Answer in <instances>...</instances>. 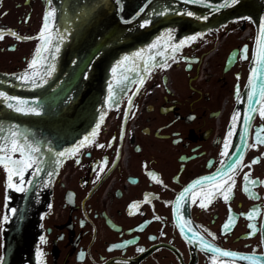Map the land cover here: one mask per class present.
<instances>
[{
  "label": "flooded vegetation",
  "instance_id": "af4514ba",
  "mask_svg": "<svg viewBox=\"0 0 264 264\" xmlns=\"http://www.w3.org/2000/svg\"><path fill=\"white\" fill-rule=\"evenodd\" d=\"M52 18V0H0V72L40 61ZM254 38L232 19L149 69L66 156L39 222L12 237L5 193L23 163L0 156V264H264V95L246 131L240 110Z\"/></svg>",
  "mask_w": 264,
  "mask_h": 264
},
{
  "label": "water",
  "instance_id": "95a60500",
  "mask_svg": "<svg viewBox=\"0 0 264 264\" xmlns=\"http://www.w3.org/2000/svg\"><path fill=\"white\" fill-rule=\"evenodd\" d=\"M53 36L43 60L0 74V154L19 152L22 182L9 193L8 228L30 230L67 153L92 139L146 70L229 19L256 28L244 130L264 94V0H52ZM16 148V151H12ZM63 153L64 155H61ZM22 189V190H18Z\"/></svg>",
  "mask_w": 264,
  "mask_h": 264
},
{
  "label": "snow or ice",
  "instance_id": "6c2138e0",
  "mask_svg": "<svg viewBox=\"0 0 264 264\" xmlns=\"http://www.w3.org/2000/svg\"><path fill=\"white\" fill-rule=\"evenodd\" d=\"M233 2H235V0H233ZM49 16L51 15V13H49L48 14ZM46 21H47V17H46ZM45 28H47V23L45 24ZM13 35H15L14 33H12ZM41 36H43V30H42V33H41ZM3 38V34H0V39H2ZM190 39H195V37H193V38H190ZM39 51V50H38ZM247 51V49L245 48L244 50H243V52H246ZM36 63V61H35V59L33 60V62H32V64L34 65ZM260 63L262 64V65H264V53H262V55H261V58H260ZM32 65H30V67H31ZM252 111H255V109H252ZM261 116H262V118H264V111H261ZM234 119H235V117H234ZM249 119V117H245V120H248ZM97 127H99V125L97 126ZM262 131H264V130H262ZM257 135L259 136V133H257ZM260 143H264V139H262V140H260L259 141ZM84 145L82 144L81 145V147H83ZM99 147H104V145H98ZM229 145H228V142H227V140H226V142H225V147H228ZM17 149L16 148H13L12 149V151H16ZM61 155H64L63 153H61ZM222 155H227V153H222ZM0 162H2V161H0ZM258 161H256V160H254V161H252V163L253 164H255V163H257ZM14 164H21V163H24V161H14L13 162ZM237 164H239L240 163V161H237L236 162ZM27 167H31V164L30 163H28L27 165H26ZM5 167H7V165H5ZM249 167H250V165H249ZM232 168V166L231 165H229V169H231ZM16 174V171H13L11 174H10V176H9V180L11 181V178H12V175H15ZM150 176H151V178L153 179V180H155V181H157V182H159L158 181V179H157V177L155 176V174H149ZM214 179V178H213ZM229 180H231V177H229ZM245 180H247L248 182H249V184H254L255 182L254 181H251L250 179H249V176L246 174L245 175ZM22 182V181H21ZM197 183H200L199 181L197 182ZM233 184H234V181L232 182ZM224 184L225 185H227V188L225 189V192H224V198H225V200L227 201L228 199H229V196L227 195V193L228 192H230L231 191V187H232V185L231 184H229L228 183V181H224ZM9 187H14V185L13 184H11V183H9ZM221 187H224V185H221L220 187H218L216 190L217 191H220V188ZM18 190H22V189H18ZM186 191H189V190H186ZM246 191H247V189H246ZM147 197H146V200H145V202H147ZM210 202V201H209ZM201 207H206V205L202 202L201 203ZM249 218H251V216L249 217ZM229 219L231 220L232 219V217L230 216L229 217ZM230 227H231V224H229V223H226L224 226H223V228H224V230H228V229H230ZM249 227L250 228H253L254 226L253 225H249ZM41 242H43V237L41 238ZM207 247H211V246H207ZM140 251H143V249H141ZM211 251H213V252H215V251H217L215 248H211ZM221 255H225V256H227V255H234V254H232V253H228V252H222V253H220ZM0 259H3L2 257H0Z\"/></svg>",
  "mask_w": 264,
  "mask_h": 264
}]
</instances>
